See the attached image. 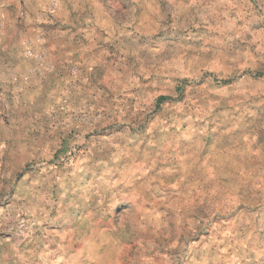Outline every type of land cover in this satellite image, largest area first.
<instances>
[{
	"label": "rangeland",
	"instance_id": "obj_1",
	"mask_svg": "<svg viewBox=\"0 0 264 264\" xmlns=\"http://www.w3.org/2000/svg\"><path fill=\"white\" fill-rule=\"evenodd\" d=\"M0 264H264V0H0Z\"/></svg>",
	"mask_w": 264,
	"mask_h": 264
},
{
	"label": "trees",
	"instance_id": "obj_2",
	"mask_svg": "<svg viewBox=\"0 0 264 264\" xmlns=\"http://www.w3.org/2000/svg\"><path fill=\"white\" fill-rule=\"evenodd\" d=\"M165 99H167V97L160 96V97H158L157 102L159 103V102H161V101H163V100H165Z\"/></svg>",
	"mask_w": 264,
	"mask_h": 264
}]
</instances>
